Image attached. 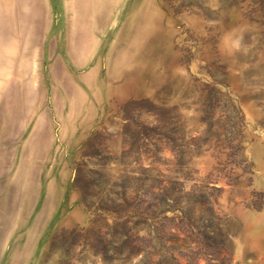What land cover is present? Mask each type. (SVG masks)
<instances>
[{
    "label": "rangeland",
    "instance_id": "374dc122",
    "mask_svg": "<svg viewBox=\"0 0 264 264\" xmlns=\"http://www.w3.org/2000/svg\"><path fill=\"white\" fill-rule=\"evenodd\" d=\"M0 264H264V0H0Z\"/></svg>",
    "mask_w": 264,
    "mask_h": 264
}]
</instances>
